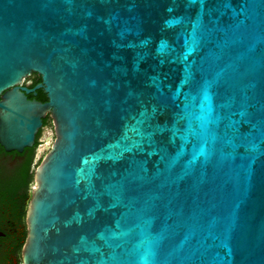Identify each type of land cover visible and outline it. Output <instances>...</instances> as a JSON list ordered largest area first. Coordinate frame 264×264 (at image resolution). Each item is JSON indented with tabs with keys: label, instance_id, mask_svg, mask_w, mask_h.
Masks as SVG:
<instances>
[{
	"label": "water",
	"instance_id": "obj_1",
	"mask_svg": "<svg viewBox=\"0 0 264 264\" xmlns=\"http://www.w3.org/2000/svg\"><path fill=\"white\" fill-rule=\"evenodd\" d=\"M48 115L22 264H264V0H0V146Z\"/></svg>",
	"mask_w": 264,
	"mask_h": 264
},
{
	"label": "trees",
	"instance_id": "obj_2",
	"mask_svg": "<svg viewBox=\"0 0 264 264\" xmlns=\"http://www.w3.org/2000/svg\"><path fill=\"white\" fill-rule=\"evenodd\" d=\"M38 99L47 100L43 93ZM26 152V161L16 169L5 171L0 166V264H22L21 252L27 237L26 213L34 182V148ZM0 153L4 154L1 146Z\"/></svg>",
	"mask_w": 264,
	"mask_h": 264
},
{
	"label": "flooded vegetation",
	"instance_id": "obj_3",
	"mask_svg": "<svg viewBox=\"0 0 264 264\" xmlns=\"http://www.w3.org/2000/svg\"><path fill=\"white\" fill-rule=\"evenodd\" d=\"M39 84H41V77L37 74H33L30 78L26 79L23 82L22 86L26 87L29 90H33ZM41 93L45 94L43 89L35 90L34 92L28 94V99L40 101L38 98H39ZM45 102H43V103H45ZM45 129L48 130V132L49 131L52 132L53 136H55L54 127H53L52 120H51L49 115L44 119L43 127L41 128L40 132L38 133V135L36 137L35 145L32 147V148H34L33 169H35V159H36L37 152H39V153L42 152L43 148H46V145H47V141L41 142V140H40L41 135ZM49 136H51V138H52V135H48V137ZM32 148H26V149H32ZM41 148H42V150H40ZM26 149H24V151L22 153H18V152L8 153L4 150V154L0 153V166L3 167L5 169V171H11V170H14L17 167L21 166L27 159L28 152H26ZM43 158L40 160L39 164L42 162ZM39 164H37V166ZM13 264H16V262H14Z\"/></svg>",
	"mask_w": 264,
	"mask_h": 264
},
{
	"label": "rangeland",
	"instance_id": "obj_4",
	"mask_svg": "<svg viewBox=\"0 0 264 264\" xmlns=\"http://www.w3.org/2000/svg\"><path fill=\"white\" fill-rule=\"evenodd\" d=\"M48 135H52V138H51V141H50L51 144L49 145V147L47 149L46 148H43V150H42V148H41L40 150H42V152H40V153L37 152L36 159H35V169H34V173H35V170L37 168V164H39L40 160L48 153V151L51 148V145L53 144V142L55 140V136H53V133L50 132V131L48 132V130L45 129L44 132L41 135V139H40L41 142L47 141Z\"/></svg>",
	"mask_w": 264,
	"mask_h": 264
},
{
	"label": "bare ground",
	"instance_id": "obj_5",
	"mask_svg": "<svg viewBox=\"0 0 264 264\" xmlns=\"http://www.w3.org/2000/svg\"><path fill=\"white\" fill-rule=\"evenodd\" d=\"M50 141H51V137L49 136L48 139H47L46 149H47V148L49 147V145L51 144Z\"/></svg>",
	"mask_w": 264,
	"mask_h": 264
}]
</instances>
